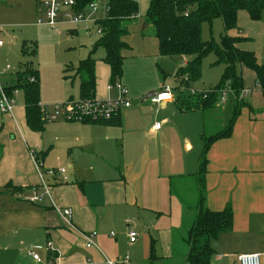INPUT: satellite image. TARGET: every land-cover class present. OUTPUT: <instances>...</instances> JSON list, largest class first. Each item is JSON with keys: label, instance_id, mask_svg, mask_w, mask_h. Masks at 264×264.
Returning <instances> with one entry per match:
<instances>
[{"label": "crops", "instance_id": "crops-1", "mask_svg": "<svg viewBox=\"0 0 264 264\" xmlns=\"http://www.w3.org/2000/svg\"><path fill=\"white\" fill-rule=\"evenodd\" d=\"M72 32L69 33L73 35ZM233 32L232 37L243 39L238 48L254 53L258 62L264 63V17L253 22L246 12H240L238 30ZM248 44L251 46L247 47ZM159 58L167 57L159 55ZM177 59H180L179 69L184 59ZM107 67L110 82V67ZM249 72L242 69L243 99L246 102L256 91L263 100L246 102L231 137L214 143L207 155L206 206L215 212L231 207L234 213L232 230L216 241L226 252L216 257V264H223L226 258L237 262V256L243 254H258L264 258V96L256 84L255 74ZM98 75L97 61L96 77ZM247 76L253 78V84L247 82ZM173 78L177 85L175 76ZM108 87L109 83L107 90ZM159 90L149 88L145 93ZM96 100H108L101 95L99 86ZM175 102L176 99L157 108L149 107L148 111L145 107L123 108L115 125L66 121L54 127L47 125L42 133H35L27 126L23 97L20 104L16 103L12 115L0 113V144L3 146L0 196L11 202L4 201L11 211L0 213V232L2 215H8L9 234L16 235L14 227L19 224V231L35 236L30 248L53 244L54 253L39 252L44 261L88 264L87 256L101 254L107 260L108 247L111 251L119 248L112 230L123 229L130 244L127 231L143 228L146 244L149 239L151 243L154 240L156 247L160 246L163 251V256L156 255V260L173 261L178 255L181 264H188V246L184 239L187 222L191 225L196 211L188 210L190 205L173 201L177 193H173L172 186L173 180L194 176L190 174L191 158L182 155L179 149L181 139L191 146L192 128L180 120L190 111L168 107ZM158 124L161 127L155 130ZM169 135H173L172 141L166 143ZM203 135L204 132L202 139ZM32 153L39 156L40 169ZM42 153H45L43 157ZM63 168L66 169L64 175L50 177L46 174L49 170ZM33 188H38L43 196L37 204L28 201ZM178 192L180 195V188ZM60 209L72 211L71 225L62 219ZM169 209L172 216L174 212L172 224ZM180 217L185 228H177ZM92 233H96V247L87 249L83 236ZM178 233H184L181 239L185 247L182 245L180 250L174 246ZM112 238L115 245L110 242ZM138 238L130 246H134ZM212 247L216 252V247ZM10 251L9 246L3 252ZM26 251L20 252L18 264H34Z\"/></svg>", "mask_w": 264, "mask_h": 264}, {"label": "rangeland", "instance_id": "rangeland-1", "mask_svg": "<svg viewBox=\"0 0 264 264\" xmlns=\"http://www.w3.org/2000/svg\"><path fill=\"white\" fill-rule=\"evenodd\" d=\"M151 1L138 0L139 15L134 21L125 23L128 34L124 40L128 43L130 49L124 51L127 62L124 66L123 77L117 83H121L127 89V99L130 107H145L147 109L146 111H148L149 107H160L152 104L151 99L148 100L149 93H145V91L149 88H161L164 85L171 87L176 101L179 97L182 100L180 103L175 102L168 107H180L186 111V107H183L181 104L183 100L186 99L189 103L194 104L201 94L216 87L221 80L225 67L222 64H216V55L210 53L203 60L201 80L191 85L188 89L186 88L182 91L177 90L173 76L178 71L180 59L159 58L160 54L154 29L145 22V15ZM44 19V9L40 2L36 0H0V41L3 42V47L0 48V83L5 86L14 85L16 74L21 70L22 65L31 63L34 69L40 73L42 107L47 113H54L56 107H60V116L57 121L48 122L47 124L48 127H54L56 124L67 121L66 105L68 102L70 100L79 101V80L74 79L73 81V79H65L66 75L64 74V70L70 65L76 68L79 62L85 60L94 49L98 37L97 28L93 20L71 27L77 31L76 33L73 31V35H71L67 27H61L57 31L46 24H41L40 21ZM145 25L148 28H145ZM202 34L204 41H211L213 39L217 44H220L221 36L225 35L222 20H216L212 27L205 24ZM233 34L234 32L232 31L230 36ZM24 43H27L29 48L35 46L36 51L34 55H23L22 45ZM246 46L249 47L251 44ZM104 56L105 52L102 48H98L93 54V57L98 61L99 68L97 87L99 86V89H101L102 96H107L110 100H116L119 96L118 92L109 94L106 89L109 83V79L107 80L109 70L108 65L103 62ZM242 69L243 72H249L245 67H240L241 72ZM249 73L254 76L253 73ZM68 76L73 77V74L69 73ZM246 80L248 83L253 84V78L247 76ZM192 92H195L196 95ZM22 97V94L16 97L17 104L21 103ZM251 98L253 99L250 100ZM251 98H248L246 102L251 103L254 99H258V101L259 99L263 100L261 94L256 91ZM234 108V98L228 97L224 105L216 108L214 111L208 113V115L200 112H188L185 116H181V122L190 125L192 128L191 146L183 143L182 139L179 143V149L182 155H187L192 160L193 167L192 173H190L192 174L191 176L195 175L198 171L199 159L204 147V141L201 135L203 132L206 136L216 135L225 130L233 115ZM91 117V115L85 114L82 118L88 120L92 119ZM172 138L173 135H169L165 142L172 141ZM179 188L180 195L178 192ZM172 191L178 194L174 195L175 198L173 199L175 200L173 201L175 203L181 202L194 208L197 193V183L194 177L173 180ZM4 201L8 200H4L0 196V213L2 214L5 213L4 211H11L9 209L10 207ZM169 213L172 216V209H169ZM8 219V215H2L0 264H18L20 252L28 251V248L35 241V236L24 231H19V224H16L14 227V230H17L18 233L16 235L9 234L11 227L7 225ZM181 219L183 217H180V220L178 218L177 228L183 227L184 220L181 223ZM173 220L174 212L170 220L171 224ZM189 226L187 222V228ZM133 230H136L135 232L139 235L138 241L134 246H130L123 229L112 230L117 237L116 239H118L119 248L111 251L108 247V253L105 252L107 260L115 262L117 259L129 257L131 259L129 264H181L178 255L173 261L166 259L152 261V259H149L151 252V248L149 247L151 246L150 239L149 244H146L143 228H133ZM127 232L130 233V231ZM181 236H184V233H178L175 236L174 246L176 250H180L182 245L184 246ZM216 241L217 239L211 240L212 246L216 247L217 250L212 260L213 264H216V257L218 259L226 254L225 250L216 244ZM85 242L87 241L85 240ZM93 242H95V239ZM110 242L113 245L116 243L114 238ZM9 246L11 247V251L4 253V248ZM154 248L156 250L155 254L162 257L163 251L160 249V246L156 247L155 243ZM87 257L88 261L92 264H104L105 262L101 254H94L93 257ZM234 262L226 258L223 264H234ZM261 264H264V258H261Z\"/></svg>", "mask_w": 264, "mask_h": 264}, {"label": "trees", "instance_id": "trees-1", "mask_svg": "<svg viewBox=\"0 0 264 264\" xmlns=\"http://www.w3.org/2000/svg\"><path fill=\"white\" fill-rule=\"evenodd\" d=\"M94 0H77L78 8L83 10ZM40 2V0H37ZM109 13L104 19L96 21V27L102 34L97 39L94 49L89 56L79 62L75 68L70 65L64 70L65 79L79 80V100L95 101L97 91L96 66L93 57L98 48L105 52L103 62L110 67V85L117 83L123 77L126 57L124 51L130 49L124 40L128 32L125 23L134 21L139 15L138 0H109ZM246 12L253 22L261 21L264 16V0H152L145 15V22L153 27L158 43L159 54L167 58H181V66L175 79L176 89L182 91L197 83L202 78L204 58L214 53L216 64L225 67L219 84L208 92L201 94L194 104L188 100L181 103L186 111L200 112L204 115L214 111L219 102L218 92L229 87L234 94L235 108L225 130L216 135H203L204 147L200 155L198 171L193 176L197 183V195L194 208L196 216L188 228L184 243L188 246V264H211L216 252L211 246V240L218 239L222 234L229 233L233 227L234 213L231 207L223 211H211L206 206L208 174V153L214 143L231 137L236 121L246 102L241 95L244 91V78L240 67H245L255 74L256 84L264 96V63H259L252 52L238 48L243 39L230 36L232 31L238 30V16ZM216 20H222L225 35L221 36V43L203 40V26L212 27ZM35 46L29 48L27 43L22 45V53L35 54ZM69 73L73 74L68 76ZM5 93L13 97L16 92L23 96L26 121L29 129L35 133H42L48 124L41 105V77L32 64H23L16 74L14 85L3 87ZM182 93V92H181ZM204 95L207 98H204ZM180 98V99H179ZM176 103H180L179 97ZM72 101V100H70ZM179 110L184 111L179 107ZM120 113L110 120L81 119L83 124L115 125L119 121ZM3 146L0 144V158ZM35 154V153H34ZM45 153H42V157ZM36 161L39 164V156ZM23 191L22 189H17ZM31 190V189H30ZM155 241L151 243L152 261L157 259Z\"/></svg>", "mask_w": 264, "mask_h": 264}, {"label": "built area", "instance_id": "built-area-1", "mask_svg": "<svg viewBox=\"0 0 264 264\" xmlns=\"http://www.w3.org/2000/svg\"><path fill=\"white\" fill-rule=\"evenodd\" d=\"M109 0H94L90 4H88L83 10L78 8L77 0H41L40 4L44 9L45 19L40 21L41 24H46L52 29L57 31L60 30L61 27H67L69 32L75 31L74 26H78L86 21L94 22L96 27V21L104 19L107 17L109 13ZM97 28V27H96ZM102 32L97 28V37L101 36ZM3 47V42L0 41V48ZM230 83H227V87L218 92L219 102L217 107H221L227 102L228 97L234 98V94L229 87ZM109 92H118L119 96L115 100H105V101H69L66 105V120L67 121H79L83 119L82 117L87 114L91 115L92 120H110L116 117L121 109L130 108L128 103V91L121 84L116 83L114 85H110L108 87ZM196 95L195 92H192ZM18 94L16 92L13 97L8 96L3 86L0 84V113L2 115H12L14 109L16 107V98L15 96ZM243 95V93H242ZM204 98H207L204 95ZM243 98V96L241 97ZM151 102L154 105H160L162 103L173 102L175 101V97L172 94V89L169 86H163L160 88L158 92L151 98ZM235 99V98H234ZM44 116L48 122L57 121L60 116V107H56L54 113H47L45 109ZM161 127L160 124L155 126V130H159ZM32 159L37 164L38 168L40 167V163L38 164L36 161V155L34 153L31 154ZM40 169V168H39ZM66 173V169L59 170H49L46 174L50 177H56L58 175H64ZM43 178V177H42ZM44 179V178H43ZM44 182V181H43ZM46 191L48 192L47 186L44 184ZM31 196L28 198V201L32 204H37L43 199L38 188H33L30 190ZM59 214L62 219L69 225H71L72 219V211L70 209H60ZM87 241L86 248L91 249L96 247L94 244V239L96 238V233L88 234L83 236ZM130 244H134L138 238V234L136 232H130L128 235ZM45 251L47 253H54L55 249L52 243H47L45 246H35L30 248L27 251V255L32 258L34 264H53L50 261H44L40 256L39 252ZM238 264H261V256L258 254H243L237 256ZM130 258L125 257L124 259H120L115 262H111L109 260H105V264H129ZM88 264H92L88 261Z\"/></svg>", "mask_w": 264, "mask_h": 264}, {"label": "water", "instance_id": "water-1", "mask_svg": "<svg viewBox=\"0 0 264 264\" xmlns=\"http://www.w3.org/2000/svg\"><path fill=\"white\" fill-rule=\"evenodd\" d=\"M147 25H145L144 27H146ZM156 93H150V94H148V100H150V98L152 97V96H154ZM234 264H238V262H235Z\"/></svg>", "mask_w": 264, "mask_h": 264}]
</instances>
